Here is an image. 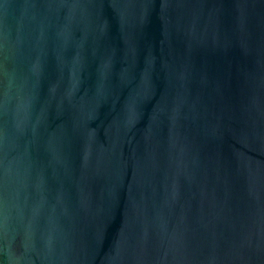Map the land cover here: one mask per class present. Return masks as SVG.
Segmentation results:
<instances>
[{
  "label": "water",
  "instance_id": "95a60500",
  "mask_svg": "<svg viewBox=\"0 0 264 264\" xmlns=\"http://www.w3.org/2000/svg\"><path fill=\"white\" fill-rule=\"evenodd\" d=\"M0 264H264V0H0Z\"/></svg>",
  "mask_w": 264,
  "mask_h": 264
}]
</instances>
